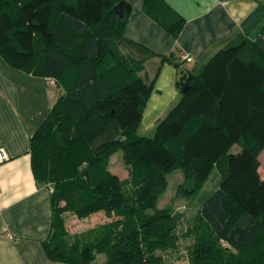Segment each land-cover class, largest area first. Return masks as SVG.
<instances>
[{
  "label": "trees",
  "instance_id": "trees-1",
  "mask_svg": "<svg viewBox=\"0 0 264 264\" xmlns=\"http://www.w3.org/2000/svg\"><path fill=\"white\" fill-rule=\"evenodd\" d=\"M119 1L0 0V57L61 89L30 137L33 171L53 184L58 216L48 257L92 264L104 252L102 264H171L164 254L189 238L187 264H264V28L220 48L198 71L183 72L179 100L145 135L138 127L153 79L141 70L153 52L125 36L129 3L121 0L120 17ZM144 7L178 33L184 18L165 0H144ZM234 143L239 149L231 150ZM117 149L126 179L107 168ZM214 167L217 186L177 232L179 215L155 207L168 172L181 170L177 189L188 194ZM67 209L124 218L70 234L60 215Z\"/></svg>",
  "mask_w": 264,
  "mask_h": 264
},
{
  "label": "crops",
  "instance_id": "crops-1",
  "mask_svg": "<svg viewBox=\"0 0 264 264\" xmlns=\"http://www.w3.org/2000/svg\"><path fill=\"white\" fill-rule=\"evenodd\" d=\"M125 1V36L153 52L141 70L147 80L153 79L139 123L140 133L147 135L179 100L176 81L183 72L198 71L220 48L242 37L253 38L264 28V0H165L184 18L175 35L144 7V0ZM182 53L192 59H182ZM57 95L58 88L46 77L0 57V147L9 156L0 163V264H71L47 255L46 242L58 216L52 186L35 174L30 153V137ZM60 215L70 233L67 218Z\"/></svg>",
  "mask_w": 264,
  "mask_h": 264
},
{
  "label": "rangeland",
  "instance_id": "rangeland-1",
  "mask_svg": "<svg viewBox=\"0 0 264 264\" xmlns=\"http://www.w3.org/2000/svg\"><path fill=\"white\" fill-rule=\"evenodd\" d=\"M190 63H185V66H190ZM68 80V79H67ZM60 85H56L58 88V95L60 91ZM57 95V97H58ZM142 128L138 127V132L140 133ZM144 132L140 133L143 134ZM146 134V133H145ZM152 134V133H151ZM154 134V133H153ZM152 134V135H153ZM147 135V134H146ZM150 135V134H148ZM239 149V144L234 143L231 147V150ZM264 153V151H263ZM262 160V159H261ZM84 165V163H83ZM107 168L112 172H115L119 175L121 179H126L129 175V169L123 161V154L121 149H117L115 152L109 154L107 158ZM259 171L264 174V160L259 165ZM182 177V172L179 168H175L168 172L167 174V185L163 192L159 195L156 200L155 207L161 209L163 207H167L170 209L171 213L178 214V222L176 225V231L181 232L186 229L187 225H190L192 222V218L196 214L198 207L204 197L207 196L214 188L217 186L218 178H219V171L216 167H214L209 174V177L205 180L202 187L193 193L182 194L177 189V184L179 183ZM85 185V184H84ZM53 188V184L51 183ZM132 186V185H131ZM126 192L130 188V184H126ZM84 198V194L82 195ZM86 196L84 199L82 198L81 203L86 201L88 198ZM59 203H65V200H59ZM65 218H67V228L70 233L77 232L82 233L84 231L89 230V228L107 223L111 220H114L118 217L124 218L123 215L119 216L112 212L111 214H107L105 210H97L91 212L87 216L80 217L75 213V211L67 209L63 211ZM93 225V226H92ZM93 237L90 236L89 238ZM190 242L189 238H180L179 246L176 250H168L167 254H164L166 257V261L170 262L171 264H187L186 258V245ZM101 254H97L95 259L92 261V264H102L103 262V255L104 252H100ZM102 262V263H101Z\"/></svg>",
  "mask_w": 264,
  "mask_h": 264
},
{
  "label": "built area",
  "instance_id": "built-area-1",
  "mask_svg": "<svg viewBox=\"0 0 264 264\" xmlns=\"http://www.w3.org/2000/svg\"><path fill=\"white\" fill-rule=\"evenodd\" d=\"M181 58L184 60H191L192 59V57L190 55H188L187 53H182ZM49 83L55 84L54 79L49 78ZM8 157L9 156H8L7 151L3 147H0V163L3 162L4 160H6Z\"/></svg>",
  "mask_w": 264,
  "mask_h": 264
},
{
  "label": "water",
  "instance_id": "water-1",
  "mask_svg": "<svg viewBox=\"0 0 264 264\" xmlns=\"http://www.w3.org/2000/svg\"><path fill=\"white\" fill-rule=\"evenodd\" d=\"M115 9L118 15L122 17L123 16V3L121 0L115 5Z\"/></svg>",
  "mask_w": 264,
  "mask_h": 264
}]
</instances>
